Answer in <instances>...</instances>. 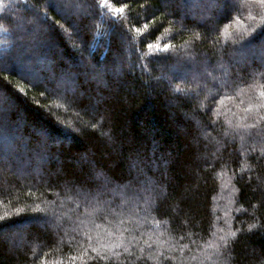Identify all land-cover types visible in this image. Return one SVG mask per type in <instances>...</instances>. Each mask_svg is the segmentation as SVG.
Masks as SVG:
<instances>
[{
	"label": "trees",
	"instance_id": "obj_1",
	"mask_svg": "<svg viewBox=\"0 0 264 264\" xmlns=\"http://www.w3.org/2000/svg\"><path fill=\"white\" fill-rule=\"evenodd\" d=\"M108 3L0 0V264H264V6Z\"/></svg>",
	"mask_w": 264,
	"mask_h": 264
},
{
	"label": "snow or ice",
	"instance_id": "obj_2",
	"mask_svg": "<svg viewBox=\"0 0 264 264\" xmlns=\"http://www.w3.org/2000/svg\"><path fill=\"white\" fill-rule=\"evenodd\" d=\"M165 2H167V0H165ZM216 2L220 6H222L224 8L229 7V0H216ZM254 2L260 4L261 6H264V0H254ZM52 6H55V5H52ZM109 6L110 5L108 3V0H101L100 7H109ZM114 10L118 14L123 12V8H115ZM250 19L255 20L256 17H251L250 16ZM262 25H264V16H261V18L257 21V23L255 25H253V26L249 27L248 29H246L245 33H244V36H248L251 32L255 31L256 28H259ZM146 27H147V25H146ZM254 43H255V38H253L251 40H248L243 45V47H246V48L250 47ZM148 46L152 47V45H148ZM167 48H168V46L165 45V50H167ZM259 49H260V52H261V61H262V63L257 69H255V71H257L260 76L264 77V71H261V69H264V39H261L260 45H259ZM224 87L228 88L229 85L225 84ZM175 91L179 92V91H182V90L177 88V89H175ZM260 97L264 98V91L260 92ZM258 107L261 108V109H264V99H262V101H261V103H259ZM245 111L246 112L251 111V107L250 108H246ZM261 122H264V115H261L259 117V120H257L254 124H249L246 127L247 128H257L259 130L258 131V134H259V132H264V128H260ZM93 127H95V125H93ZM40 135L41 136H45L46 134L41 133ZM105 135L108 137L109 141L112 139V137L109 136L107 133H105ZM226 135H227V133H226ZM40 143H42L44 147L47 146L46 139L41 140ZM261 156H264V150H262ZM258 159H259V157H258ZM257 190H258L257 187H254L252 189L253 192H256ZM261 203H264V201H261ZM252 208L255 211L256 208H257V205H255V204L252 205ZM0 219H4V217H0ZM257 227H258V223H251V224L248 225V231L251 232L253 229H255ZM237 231H240V230H237ZM236 236H237V232H230L228 234V237H221L220 239L223 241V246L225 248H227L228 245H229V238H232L234 240L236 238ZM118 247H119V245H118ZM92 251L96 252V249L93 248Z\"/></svg>",
	"mask_w": 264,
	"mask_h": 264
},
{
	"label": "rangeland",
	"instance_id": "obj_3",
	"mask_svg": "<svg viewBox=\"0 0 264 264\" xmlns=\"http://www.w3.org/2000/svg\"><path fill=\"white\" fill-rule=\"evenodd\" d=\"M200 2H202V1H200ZM201 4V3H200ZM199 3H198V5H200ZM203 4V3H202ZM58 8V7H57ZM201 8H202V6H201ZM64 14V13H63ZM65 16H66V13L64 14ZM63 15V16H64ZM15 37L13 38V40L14 41H16V40H18V37H17V35H14ZM261 39H264V37H262ZM261 39L259 40V42H258V44L257 45H251L250 47H245V50H246V52L248 53L247 55H246V57H245V60H244V63L245 64H248L249 62H248V60H255V52H257V51H259L260 49H259V45H260V41H261ZM1 61H2V59H0ZM28 61H23V62H21V63H23L22 64V66H23V69H24V72H26V70H29V65H25V64H28L27 63ZM33 71H31L30 73L28 72V74L29 75H31V78H35L36 77V75H34L33 73H32ZM167 80H168V82H169V84H171L170 82H171V79L170 78H167ZM172 85V84H171ZM9 147H10V145H7V149H9ZM4 148H5V146H4ZM3 148V149H4ZM221 187H223V192H224V185L223 186H221ZM220 194H222L223 195V193H222V190H221V192H219V194L217 195V196H219V198L217 197V202H214L215 200H213V205H212V209H213V211L215 212V214H217L218 212L219 213H221V209H220ZM222 216V215H221ZM45 222V224L47 225V226H50V227H52L53 226V229H56V228H58V230H59V232H63L65 229L64 228H61V225L59 226L58 224H52V223H50L49 221H44ZM54 223V222H53ZM128 223H130L129 221H128ZM220 223H221V221H219V219H218V217L216 218L215 217V228H217L219 225H220ZM225 224V223H224ZM218 228H220V227H218ZM203 248V247H202ZM209 255V253H208V251H206L205 253H203V255ZM212 254V253H211ZM210 254V255H211ZM188 255V254H187ZM214 255V254H213ZM179 256V255H178ZM202 256V255H201ZM199 257L198 259H196L195 257L194 258H192V256H189V257H187L186 255H182V256H179V258H180V260H179V262L181 263V264H223L221 261H218V260H221L219 257H217L216 255L215 256H212V258H210V257H208V256H205V258L202 256V257Z\"/></svg>",
	"mask_w": 264,
	"mask_h": 264
}]
</instances>
